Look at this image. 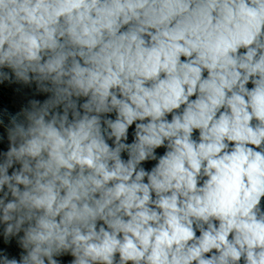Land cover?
I'll use <instances>...</instances> for the list:
<instances>
[{
  "label": "clouds",
  "instance_id": "9594fccd",
  "mask_svg": "<svg viewBox=\"0 0 264 264\" xmlns=\"http://www.w3.org/2000/svg\"><path fill=\"white\" fill-rule=\"evenodd\" d=\"M0 264H264V0H0Z\"/></svg>",
  "mask_w": 264,
  "mask_h": 264
}]
</instances>
